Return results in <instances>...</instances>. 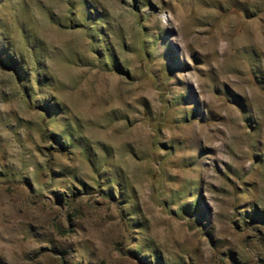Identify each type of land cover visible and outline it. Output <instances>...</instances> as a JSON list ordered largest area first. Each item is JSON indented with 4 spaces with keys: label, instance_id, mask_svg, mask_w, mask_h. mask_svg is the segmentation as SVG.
Segmentation results:
<instances>
[{
    "label": "rangeland",
    "instance_id": "374dc122",
    "mask_svg": "<svg viewBox=\"0 0 264 264\" xmlns=\"http://www.w3.org/2000/svg\"><path fill=\"white\" fill-rule=\"evenodd\" d=\"M0 264H264V0H0Z\"/></svg>",
    "mask_w": 264,
    "mask_h": 264
},
{
    "label": "trees",
    "instance_id": "16d2710c",
    "mask_svg": "<svg viewBox=\"0 0 264 264\" xmlns=\"http://www.w3.org/2000/svg\"><path fill=\"white\" fill-rule=\"evenodd\" d=\"M253 218H254V219H257V218H258V215L254 214V215H253Z\"/></svg>",
    "mask_w": 264,
    "mask_h": 264
}]
</instances>
